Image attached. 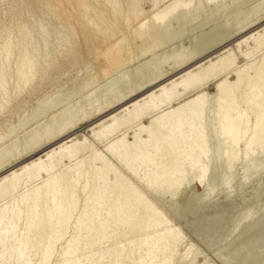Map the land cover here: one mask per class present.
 <instances>
[{
  "label": "bare ground",
  "instance_id": "bare-ground-1",
  "mask_svg": "<svg viewBox=\"0 0 264 264\" xmlns=\"http://www.w3.org/2000/svg\"><path fill=\"white\" fill-rule=\"evenodd\" d=\"M105 1L111 17L100 12L84 37L95 64L68 52L70 71L82 72L69 86V74L62 81L52 69L58 55L40 62L37 47L30 58L40 71L31 88L23 80L21 95L8 98L0 75V120L14 111L43 116L91 86L74 108H61L0 148V264H173L181 234L134 184L156 195L194 184L204 195L217 164L223 170L240 162L248 171L260 159L253 167H264V1L226 19L218 35L190 53L174 49L161 58L152 53L182 34L173 25L209 9L208 19L218 16L230 0H149L146 11L139 0L124 1V10L119 0ZM134 24L131 40L114 42ZM29 117L17 124L26 128ZM7 136L2 128L0 142Z\"/></svg>",
  "mask_w": 264,
  "mask_h": 264
},
{
  "label": "rangeland",
  "instance_id": "rangeland-1",
  "mask_svg": "<svg viewBox=\"0 0 264 264\" xmlns=\"http://www.w3.org/2000/svg\"><path fill=\"white\" fill-rule=\"evenodd\" d=\"M104 1L105 0H19L21 4L16 6V4L13 3V0H0V75L2 76L1 80L4 84L1 94L4 91L8 98L10 95V98H12L16 95H21L22 92L20 91H23L24 88H26V86H24L25 83L31 88L33 82L35 81L34 79H37L36 76L39 70L37 61L39 62L40 60V62H43L46 61L44 59L48 60L49 57H47L48 55L46 54H49V56L58 55V63L53 64L52 69H54L58 76L63 78L61 79L62 81L70 78L69 80H66L68 81L66 83L67 86L70 84L69 81L71 80V77L74 80L75 76L76 78H79L82 74V72L79 73L76 71V67L74 68L75 70L72 68L73 70L70 71L71 69L69 67L71 57L68 52H75L78 56L87 61L89 65L95 64L94 59L85 55V46L89 43L87 41L85 42L84 37L88 34V23L91 20H96L100 12L103 13L105 11L104 14L106 18L111 17V14L110 16L108 15V8L105 7L106 1ZM110 1L114 2L116 0ZM124 1L126 0L118 1L119 3L121 2L120 9L123 8L122 10L126 7L124 4L126 2ZM200 1L205 2V0ZM237 1L238 0H230V2L226 1L225 6L223 5L225 8L222 9L221 14H218V16L220 15L219 17L216 15L217 18L216 16H213L210 17L211 20L210 18L208 19L211 12L209 9L198 13V15L192 17L190 21H187V23L182 26L173 25L174 31L182 32L181 36L175 39L176 41L172 40L167 42L162 46L163 48L160 47L158 48L159 50L156 49L152 53V56L156 54L154 56L155 58L168 57L175 50H182L181 52H183V54L190 53L196 45L203 43L205 38L210 35H218V29L221 23H223L226 19H232V17L235 18L237 17L236 15H239L240 13L242 14L240 11H243L244 8V12H246L250 9V7L257 4V2L264 0H247L244 4L236 7L235 2ZM139 3L140 9L142 10L146 11L151 7L149 0H139ZM226 5L229 6V9L228 6L226 8ZM204 12L205 14H202ZM152 15L153 12H150L148 15L143 17L142 20L146 21ZM203 15H207L205 18L209 21H207ZM198 17H202V19H199L202 20V22L199 20L197 22ZM37 20L39 23L44 24V28H40V25L36 23ZM137 27H139L138 24H134L133 26L131 25L127 28L128 30H124L125 32L123 31L119 37L116 35L115 37L118 39L114 38V42L116 43L121 41L122 38L131 40L133 37L132 32L133 30L135 31ZM263 27L264 25L260 28V30H262ZM30 30H34V32L31 33ZM117 31L118 30L116 29L113 33H116ZM190 38L192 39V43H189L191 42ZM195 41L198 42L195 43ZM46 42L49 44L47 45ZM114 42H112L111 45H113ZM32 47L40 49L38 50V56L36 57H39V60L36 59V63L34 60L35 58H30L32 56L31 53H33ZM249 47L251 48L252 46ZM245 60L246 59H241L242 63H244ZM27 61L29 63L30 61H32L31 63L33 64L35 63L34 65L32 64L33 68L30 67L31 63L29 66ZM26 64L30 67V69L29 67L25 68L27 67ZM166 67L164 69H166ZM33 69H35L37 73ZM129 69L130 68H128V70ZM27 71H29V73H27ZM72 73L73 75H71ZM74 73L77 75H74ZM27 74L28 76H26ZM23 75L27 78L25 76L23 77ZM3 76H6V81L3 80ZM18 77L22 78L19 79ZM54 78L51 81L55 80ZM58 79L60 80V78ZM23 80H25V83ZM26 81L30 82L27 84ZM31 81L33 82L31 83ZM19 83L22 84L19 85ZM20 87L22 89H20ZM64 87H66V85H64ZM89 88H91V86H88L87 90ZM12 89L15 93H13L14 91H11ZM87 90L85 88L81 90L80 93L78 92L75 94V98L77 97L76 100H73V96L68 99V101L55 106L56 109H54L55 107L52 108L58 112L50 109L51 111L49 110V112L46 113L48 115L44 114L46 115H43L44 117L42 115L37 116V118H34L35 116L29 117V115H24L20 113V111H18L19 113L14 111L10 114H5L7 115L5 116L6 118H1L3 124L0 125V130L3 128V130L6 131L8 139L5 137L3 139L4 141L2 140V142H0V148L4 147L3 144H10L11 141H14L13 139L16 140L18 137L21 138L23 132L31 130V128L35 125L42 123V120L45 121L44 119L50 118V115L57 114L67 107L70 109L74 108L73 103H76L79 97L84 95ZM10 91L12 94H9L11 93ZM205 91L212 93L214 91L213 84H208ZM34 98L35 97H32V100L30 101L32 103H29L30 109L32 108V105H35V102H33L35 101ZM68 103L73 105L70 106ZM21 112H23V110ZM26 116L30 118V120L28 118V122H30L28 123L26 121V125H29L25 126L26 128H24V126L22 128V125L25 123L22 122L21 127L20 124L17 123ZM41 116L42 118H40ZM19 117L20 121H18ZM10 119L14 122V127L13 124H11L13 122L8 121ZM47 121L48 119L45 122ZM4 122L5 124L7 123V127L4 125ZM144 122L147 123V120ZM9 123L12 126L9 125ZM3 125L7 129L4 128ZM79 126V129L88 128L87 124H81ZM10 134L11 137H9ZM24 134L25 133H23V135ZM75 135H80L79 131L74 133L72 136ZM37 156L42 155L40 154ZM37 156L34 158H37ZM254 162L255 160L252 161L253 164L251 163L252 166L247 169L248 171L242 168L243 164L240 162H236V165L234 164L235 166H233V168L231 167V169H226V167L224 169V166H222L223 170H221V166L217 164L213 169L214 172H212V175H209L210 178H207L209 180H207L208 185L204 195L201 194L202 190L194 184H189L188 186L186 185L181 189V191L179 189L173 195L170 193H158L156 195V193L151 194V192L143 190V188L136 182V184L133 183L136 187H138L142 194L144 193L143 195L146 197V200H148L153 207L162 213L161 217L164 220L166 219V221L168 220L167 222H169V226L174 230H178L181 234L183 243L181 242L182 244H179L178 250L176 251L177 253L174 255L175 258L173 260V264H264V167L260 171H255L256 168L254 167L258 165L259 161L257 163L255 162V164ZM225 170L226 173L222 172ZM228 170H230V173ZM255 172L257 173L255 174ZM227 187H229V190ZM188 249L190 250L189 255L186 259L180 260V256L184 255ZM52 262L53 261H51L50 264ZM126 264L130 263L126 262Z\"/></svg>",
  "mask_w": 264,
  "mask_h": 264
}]
</instances>
